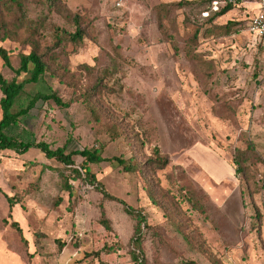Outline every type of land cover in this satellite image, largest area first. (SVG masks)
<instances>
[{
  "label": "rangeland",
  "instance_id": "374dc122",
  "mask_svg": "<svg viewBox=\"0 0 264 264\" xmlns=\"http://www.w3.org/2000/svg\"><path fill=\"white\" fill-rule=\"evenodd\" d=\"M215 1L63 0L81 17L84 40L49 52L50 71L25 85L12 113L38 93H55L63 105L38 102L12 134L67 154L99 150L138 168L89 165L92 184L36 148L0 152V264H135L137 220L105 199L98 184L144 216L141 264H212L189 247L169 214L221 264H264V41L250 29L258 0H229L232 10L210 25ZM25 14L41 24L43 47L54 45L56 28L74 31L40 0H28ZM206 27L216 29L209 34ZM0 47L14 70L32 50L6 38ZM0 73L17 78L1 59ZM96 83L103 95L92 101L121 131L116 140L83 102ZM249 142L261 162H249L246 184L232 163ZM158 155L168 160L164 169L152 164ZM73 159L74 168L87 167L82 157Z\"/></svg>",
  "mask_w": 264,
  "mask_h": 264
},
{
  "label": "trees",
  "instance_id": "16d2710c",
  "mask_svg": "<svg viewBox=\"0 0 264 264\" xmlns=\"http://www.w3.org/2000/svg\"><path fill=\"white\" fill-rule=\"evenodd\" d=\"M27 1L28 0H0V40L6 38L13 41H21L23 44L29 45L32 48L28 55H23L21 57L20 67L14 70L7 51L0 47V59L7 68L15 72L17 78L24 74L30 76L28 80H24L20 83L17 81V78L8 80L0 73V92L2 94L0 107L3 112V116L0 121V152L13 151L18 155H23L26 154L31 148H36L42 154H44L46 158L54 159L62 165L71 167V172L74 175V179H86L92 184L96 183L95 176L88 168V166L92 164L97 165L103 162H116L119 166H122L126 172H136L138 166L134 162L131 163L128 160H123L120 158H103L99 150L85 149L82 152H72L67 154L64 148L53 150L48 144L43 142L38 144L24 143L18 140L12 134L14 129L18 126L20 118L25 116L31 109H33L38 102L53 101L57 105H63V102L55 93L50 95L38 93L33 98V100L30 101L27 109L21 110L16 114L12 113L16 99L24 90L25 85L30 83H40L50 71V66L46 58H49V60H53L54 58L49 52H51V50L62 48L64 42L70 43L71 45L80 44L83 42L86 35L85 29L82 27L81 17L79 15L72 14L63 3V0H40L43 5H46L51 10L57 12L68 24H71L74 29L73 32L69 33L64 29L56 28L54 45L52 47H43L38 37L40 34L39 31L41 29V24L39 22L29 21L26 17L25 3ZM228 1L229 0H219V5L224 2L227 4L221 9L218 6L217 11H215L208 20L210 25L216 19L221 18L232 10L233 6L231 3H228ZM229 27L230 26H226L225 28L229 29ZM215 29L216 27H206L204 31L206 33L212 34ZM196 37H198L197 34L194 36V38ZM187 56L195 58V55L191 50L187 52ZM100 83L94 84L91 89L85 93L83 102L85 103V106L87 107L97 127L100 130H104L112 140H116L121 136V131L117 126H114L113 124H107L105 122L100 109L92 101V99L103 95L104 89ZM247 145L248 147L246 150L236 151L232 165L234 167L235 176L241 177L246 184H249L251 182L250 171L248 169L249 162L252 160L254 164L261 162V159L254 149V144L249 142ZM74 156L82 157L85 161L84 163L87 164V167H81L82 171H80L78 168H74ZM152 164L156 168L164 169L168 164V160L158 155V157L153 160ZM83 174L85 175V179L82 178ZM97 189L101 191L105 199L121 203L124 206L125 212L137 220L138 224L136 226V234L132 240L134 248L132 251V256L135 264H141L140 254L137 252L141 250L142 238L140 234L142 233V225L146 223L144 216L136 210L128 207L122 201L108 194L106 191H104L101 185L98 184ZM151 200L156 202L153 196H151ZM164 209L167 211L166 207ZM168 219L171 221L174 228L180 232L181 236L191 249L198 251L212 264H221L217 257L209 252L207 248H205L204 241L201 238L197 237V239H195L190 237V235L185 234L181 230L180 222L176 221L174 216L169 214ZM103 224L107 231L110 232V225L106 222H103ZM15 226L19 234L22 235V232L17 224H15Z\"/></svg>",
  "mask_w": 264,
  "mask_h": 264
},
{
  "label": "built area",
  "instance_id": "2783aa9c",
  "mask_svg": "<svg viewBox=\"0 0 264 264\" xmlns=\"http://www.w3.org/2000/svg\"><path fill=\"white\" fill-rule=\"evenodd\" d=\"M260 10L258 13L252 18L250 29L252 34L260 39L261 41H264V0H260ZM219 6V2L215 1L213 2L212 10L217 11ZM205 16H208V13L204 14Z\"/></svg>",
  "mask_w": 264,
  "mask_h": 264
},
{
  "label": "crops",
  "instance_id": "0c3cea01",
  "mask_svg": "<svg viewBox=\"0 0 264 264\" xmlns=\"http://www.w3.org/2000/svg\"><path fill=\"white\" fill-rule=\"evenodd\" d=\"M259 2H260V0H258V3H257V7H258V9H257V13H258V11L260 10V3H259ZM257 13H256V14H257Z\"/></svg>",
  "mask_w": 264,
  "mask_h": 264
}]
</instances>
